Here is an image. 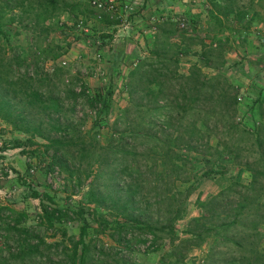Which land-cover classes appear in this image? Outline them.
<instances>
[{"label":"trees","instance_id":"trees-1","mask_svg":"<svg viewBox=\"0 0 264 264\" xmlns=\"http://www.w3.org/2000/svg\"><path fill=\"white\" fill-rule=\"evenodd\" d=\"M205 1L206 31L213 28L215 34L234 25L247 29L250 18L256 16L254 0ZM58 9L83 13L91 8L76 0H0V121L23 135L13 139L14 148L24 152V146L37 144L48 159L47 169L63 172L72 186L86 182L83 205L60 208L44 192L30 189L28 194L38 200L39 211L34 223H27L26 212L0 204V264H118L119 248L131 250L149 240L157 250V241L164 239L169 248L160 255V264H184L187 252L208 239L197 264H264L263 90L254 99L259 120L251 133L235 121L238 91L218 70L224 62L219 37L213 35L214 42L206 44L200 39L198 61L179 72L177 55L183 39L173 35L170 22L160 24L146 55L136 56L126 73L129 105L100 143L95 133L81 134L78 122L61 116L63 98L70 101L71 109V101L85 95V86L79 91L73 86L57 90L63 67L42 71L36 54L44 48L31 44L23 52L8 39L17 10L22 14L11 34L17 35L22 28L44 37L51 27V22H44ZM94 12L105 23H117ZM60 55L55 51L48 59L54 61ZM200 61L217 72L203 73ZM109 94V90L91 94L90 104L98 103V114L107 113ZM246 150L251 155H243ZM196 155L213 158L202 175L216 174L217 189L205 198L195 196L198 214L187 220L179 237L174 226L184 216L193 190ZM221 155L230 156L238 166L234 174L226 175L225 166L218 162ZM244 169L248 174L242 178ZM177 182L186 183L182 191ZM75 218L82 222L77 237L61 225ZM87 220L95 224L90 234ZM102 233L117 246L98 244L94 237Z\"/></svg>","mask_w":264,"mask_h":264},{"label":"rangeland","instance_id":"rangeland-1","mask_svg":"<svg viewBox=\"0 0 264 264\" xmlns=\"http://www.w3.org/2000/svg\"><path fill=\"white\" fill-rule=\"evenodd\" d=\"M253 3L256 16L250 18L247 29H238V26L234 25L231 30L224 27L223 32L220 34H215L213 28L206 31L207 28L209 29V20L206 13L208 8H203L202 5L191 6L190 8L193 11L190 10L186 13L187 15L185 13L182 15L174 14L172 22L168 20V15H164L165 19L157 24V26L160 24L165 25V23L170 22L169 28L172 30L173 35L180 36L183 39L184 47L179 48L178 52L180 53L177 55V69L179 72H186L189 65L197 62L195 59L197 58L196 52L199 50L200 39H203V43L206 44L214 42L212 41L213 35L219 37L220 41L224 43L222 52L224 62L218 70L238 91L235 121L244 124L251 133H254L259 120L253 107L254 99L260 89L264 92V32H261L258 28V24H264V0H254ZM25 8L28 7L25 6ZM14 13L17 15L16 20L9 25L8 32L10 44L19 45L23 52L27 51L28 46L31 44L32 46L38 44L39 47L44 48L45 50L36 54L38 60L41 61L38 62V66H41L42 71H49L51 67L55 66L64 69L62 79H59L56 84L57 90L62 91L66 87L73 86L75 91H79L80 86L84 85L86 88L85 95L96 92L103 94L107 90L110 91L108 96L109 109L106 114H98L100 108L98 103L90 104L89 99H92V95L87 97L83 94L71 101V105H73L71 109L70 101L64 97L61 112L62 118L67 116V119L74 120L81 125V134L90 130L95 133L100 143H104L115 125V119L129 105L124 82L128 69L132 67V63H135V61L133 60L131 63L130 61H122L120 58L117 61H112L108 60L105 55L106 51L112 48L111 45L105 46V44L112 43L113 38H119L123 35L121 33L124 32L120 33L116 28L111 30L110 27H105L104 20L100 17L97 18L96 13L91 9H84L83 13L79 10L58 9L50 21L46 20L44 22L45 25L51 22V27L44 37L39 33H30L22 28L19 29L17 35H13L11 33L14 27L17 26L18 16L22 14L18 10ZM79 19L84 22L85 31L76 26ZM181 19L185 21L184 28L177 27L178 20ZM246 19L247 16L243 20ZM22 20L24 19L22 18ZM135 28L129 22L126 28L128 32L125 36L134 40V36L140 38L147 35V33L139 35V29L134 31ZM116 33H119L117 34L119 36L115 35ZM106 34H111V36L102 40L100 36ZM173 41L177 42L179 40L173 38ZM1 44H4L2 39ZM147 50L148 47L145 48V52ZM55 51H60L61 55L56 60L50 61L48 55ZM141 51L143 52L144 49ZM145 52L141 53L142 56L138 55V57L146 55ZM95 53L100 54L98 60L94 58ZM45 56L47 58L42 61ZM186 56H190V59L188 57V60ZM198 64L205 74L209 75L217 72L213 67L203 64L202 61ZM98 71H102V74H92ZM120 123L121 119L117 121V125ZM22 137L21 133L11 130L8 124L0 121V204L26 212L28 214L27 223H34L35 215L39 211L38 200L28 194L30 189L44 192L60 208L75 209L83 205V195L86 191L84 183L86 182L82 183L80 187H75L67 182L63 172L57 169H47L48 159L37 144L24 146V152H21V148H14L12 146L13 139ZM35 140L36 143H42L41 139L35 138ZM211 142L214 143L215 138H212ZM2 147L5 148L1 150ZM34 150L36 151L33 152ZM250 152V150H246L242 154L248 156L251 155ZM212 159L209 156L196 155L193 162L192 172L195 176L191 181L194 184L193 190L187 197L184 216L177 220L174 226L179 237L183 235L182 230L187 220L198 214V210L194 205L195 196L199 194L200 198H205L217 189L216 180L219 178L216 174L212 173L211 176L202 175V171L211 164ZM218 162L225 166L226 175L234 174L238 167L232 162L230 156L221 155ZM32 166L34 168L31 171ZM212 166L214 169L218 168L213 164ZM247 174L248 172L244 169L242 178H245ZM176 185L177 189L182 191L186 183L177 182ZM81 223L80 219L75 218L63 221L61 225L65 227L67 234L77 237ZM87 223H89L88 234H90L92 233L91 228L95 224L89 220H87ZM147 237L150 239V236ZM94 238L98 244L116 245L105 233L97 234ZM45 239L47 241L51 240L49 237H45ZM209 242L208 239L203 245L189 250L184 264L199 263ZM262 244L264 245V240ZM156 245L157 250H153L155 245L151 246L148 240L145 243L141 242L135 245L131 250L119 248L122 249V252L118 264H160L158 259L169 248L168 242L166 239L158 240Z\"/></svg>","mask_w":264,"mask_h":264},{"label":"crops","instance_id":"crops-1","mask_svg":"<svg viewBox=\"0 0 264 264\" xmlns=\"http://www.w3.org/2000/svg\"><path fill=\"white\" fill-rule=\"evenodd\" d=\"M129 5V11L126 15V20L128 23L130 22L131 25H134L136 28L134 31H137L140 35L142 33V29L146 27L149 23V17H163L164 15H168V20L173 21L174 14H184L189 12L190 10L193 11L190 7L193 5H202L204 8H208V5L205 0H122ZM190 2V3H189ZM165 19V17H163ZM103 20V19H102ZM135 23V24H134ZM105 27H110L111 30L116 28L117 31L124 32L119 38H113L112 43H107L105 46L111 45L112 48L105 54L108 60L117 61L119 58L122 61H130L131 63L136 61V56H142L141 53L145 52V48L149 47L152 34L154 31L147 32V35L138 38V36H134V40L126 37V27L123 29L122 26H118L116 24L110 25L109 23L104 22ZM157 26V25H156ZM133 27V26H132ZM130 28V27H129ZM258 28L261 32H264V24H258ZM119 33H116L117 35ZM151 34V35H150ZM119 36V35H117ZM183 46V44H180ZM184 47V46H183ZM144 49L142 52L141 50ZM187 50V48H186ZM146 53V52H145ZM190 59V56H186V58ZM197 57V56H196ZM188 59V60H189ZM261 59V57H260ZM196 61L197 58L195 59ZM262 60V59H261ZM264 63V62H263Z\"/></svg>","mask_w":264,"mask_h":264},{"label":"built area","instance_id":"built-area-1","mask_svg":"<svg viewBox=\"0 0 264 264\" xmlns=\"http://www.w3.org/2000/svg\"><path fill=\"white\" fill-rule=\"evenodd\" d=\"M76 1L87 5L89 8L93 9L99 14L103 13L107 15L108 19L117 21L116 25L122 26L123 29L126 27V25H128V21L126 20V15L129 11V5L122 0H76ZM148 20L149 23L145 25L146 27L142 29V33L154 31L156 25L162 22L164 18L151 16L149 17ZM76 26L82 28V30L84 31L86 30V27L82 23L81 19L77 21ZM177 27L178 28L185 27L184 19L178 20ZM99 56H100L99 53H95L94 58L98 60ZM92 74L101 75L102 71H98L97 73L93 72ZM33 168L34 166H32L30 170L32 171ZM49 175L50 174L48 173V176Z\"/></svg>","mask_w":264,"mask_h":264}]
</instances>
